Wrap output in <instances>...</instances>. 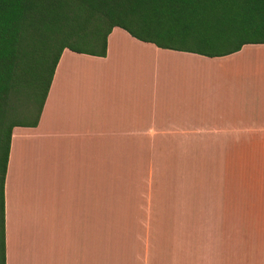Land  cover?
Returning <instances> with one entry per match:
<instances>
[{"label": "crops", "instance_id": "crops-1", "mask_svg": "<svg viewBox=\"0 0 264 264\" xmlns=\"http://www.w3.org/2000/svg\"><path fill=\"white\" fill-rule=\"evenodd\" d=\"M3 219V264H264V43L207 57L113 26L103 56L62 49L11 129Z\"/></svg>", "mask_w": 264, "mask_h": 264}, {"label": "trees", "instance_id": "trees-1", "mask_svg": "<svg viewBox=\"0 0 264 264\" xmlns=\"http://www.w3.org/2000/svg\"><path fill=\"white\" fill-rule=\"evenodd\" d=\"M113 26L207 57L264 43V0H0V264L13 126H35L62 49L103 56Z\"/></svg>", "mask_w": 264, "mask_h": 264}, {"label": "rangeland", "instance_id": "rangeland-1", "mask_svg": "<svg viewBox=\"0 0 264 264\" xmlns=\"http://www.w3.org/2000/svg\"><path fill=\"white\" fill-rule=\"evenodd\" d=\"M168 180V177H164V181H167Z\"/></svg>", "mask_w": 264, "mask_h": 264}]
</instances>
